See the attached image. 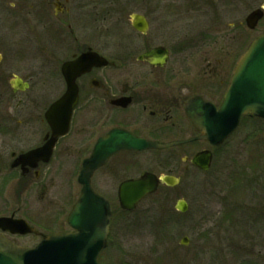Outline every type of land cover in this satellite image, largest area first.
Segmentation results:
<instances>
[{"label": "flooded vegetation", "instance_id": "obj_1", "mask_svg": "<svg viewBox=\"0 0 264 264\" xmlns=\"http://www.w3.org/2000/svg\"><path fill=\"white\" fill-rule=\"evenodd\" d=\"M194 1L183 0V3L190 7ZM237 1L232 0L234 16L237 15ZM118 4L117 0H0V173L5 174L2 187L16 180L29 181L23 193L34 190V194H39L38 200H42L41 194L48 188L43 183L46 173L59 159L58 154L63 153L60 160H65L67 165L73 161L79 164L75 158L79 157V139L88 136L86 143L91 144V151L96 141L112 129H121L152 142L194 140L162 150L114 153L90 178L92 189L101 195L113 188L107 181L100 180L104 169H108L115 180L119 177L116 192L123 180L137 177L143 171L154 172V166L145 167L141 154L149 156L177 149L184 172L201 171L191 165L190 159L197 151L208 149L210 144L187 117L185 106L192 98H201L217 106L224 93L223 77L229 78L236 59L203 58L201 62H193L188 58L187 47L205 45L206 40L195 44L192 35L177 46L164 45L157 41L155 32L149 34L148 18L142 13L148 21V29L139 32L132 27L135 36L141 38V46L132 42L116 46L117 43L111 41L109 22H105L112 11H122ZM205 5L218 14L224 12L223 0H207ZM83 22L86 25H81ZM240 24L238 19L232 21L226 30L234 27L238 30ZM202 38L204 40L203 35ZM232 42L236 43L234 39ZM89 48L106 58L108 64L90 68L74 78L76 97L72 98V110L66 122L63 102H60L67 88L62 65ZM157 48L162 50L154 53V57H144ZM172 50L185 57L171 64ZM116 70L119 73L113 72ZM193 110L201 113L205 108L197 103ZM69 139L72 146L63 151L61 144ZM149 161V165L156 163L155 159ZM179 169L181 166L173 165L164 172L174 173ZM97 183H104L105 189L97 188ZM69 193V190L64 191L66 196ZM30 209L25 211L28 216ZM111 209L104 246L97 255L98 264H110V258L121 252L113 245L125 242L126 225L116 226V209L112 204ZM0 216L28 220L24 214L17 216L15 210ZM59 220L52 227L41 226V232H80L79 228L69 226L67 215L63 221L60 217ZM0 231L16 244H20L21 237L32 236L12 234L1 228Z\"/></svg>", "mask_w": 264, "mask_h": 264}, {"label": "rangeland", "instance_id": "obj_2", "mask_svg": "<svg viewBox=\"0 0 264 264\" xmlns=\"http://www.w3.org/2000/svg\"><path fill=\"white\" fill-rule=\"evenodd\" d=\"M117 1L122 11H112L105 22L111 27L113 44L132 42L141 46V38L135 36L129 21V15L138 12L147 15L149 34L155 32L157 41L164 45L177 46L192 35L195 44L206 40L205 45L187 47L188 58L193 62H201L203 58L234 60L248 41L264 30V17L254 30L241 23L264 0H238L236 16L231 12L232 0H223L224 12L220 14L205 5L207 0H196L190 7H186L183 0ZM237 19L241 23L239 29L226 30V26ZM223 32L224 38H221ZM179 57L184 58L185 54L178 55L172 50L171 64ZM113 72L119 73L118 70ZM223 78L225 88L228 77ZM87 139L88 136L79 139V157L74 156L79 164L73 161L67 165L65 160H60L63 153L58 154L59 159L46 173L43 183L48 188L41 194L40 201L34 190L23 193L29 181L16 180L2 187L5 174L0 173V215H9L15 210L17 216L26 215L28 223L40 231L41 226L57 225L59 217L63 221L79 193L77 170L91 148ZM69 146H72L71 139L61 144L63 151ZM213 151L207 171L190 169V173L182 170L176 149L149 156L141 154L145 167L154 166L155 173H162L173 165L181 166L174 172L180 182L174 188L160 187L130 211H122L117 206L119 177L115 180L109 170L103 168L100 180L107 181L113 188L101 193L116 209V226L126 225L125 242L113 245L121 252L110 258V264H264V120L242 117L236 130ZM150 159H155L156 163L149 165ZM99 185L97 183L96 187L105 189L104 183ZM65 190L70 192L67 196ZM179 199L187 203L184 212L174 208ZM26 209H30L29 216L25 214ZM183 237L188 238L187 244L181 243ZM38 240L32 235L21 237L19 242L32 246Z\"/></svg>", "mask_w": 264, "mask_h": 264}, {"label": "water", "instance_id": "obj_3", "mask_svg": "<svg viewBox=\"0 0 264 264\" xmlns=\"http://www.w3.org/2000/svg\"><path fill=\"white\" fill-rule=\"evenodd\" d=\"M262 14L260 8L251 11L245 19L247 26L253 28ZM133 17L141 19L138 15ZM133 24L138 28L136 21ZM140 24L146 25L143 20ZM206 106V111L199 118V126L206 134V138L214 145L221 143L235 129L241 115L251 114L264 118V32L251 41L239 59L219 108L216 109L209 103ZM188 115L196 119L189 111ZM110 136H114L117 141L109 143L104 142V138L101 139L96 144L91 157L84 160L79 175V181L83 184L81 195L68 216L70 224L74 226L75 221H72L80 218V228L85 227L83 237L72 233H57L44 236L35 248H22L13 245L0 235V264H79L82 251L99 250L96 238L101 241L104 239L110 208L107 202L95 195L89 186L92 171L117 150L165 146V144L130 138L120 131H115ZM170 144L174 143L167 145ZM193 163L206 169L209 166V155H199L193 159ZM162 179L168 184L177 182L173 177ZM157 183V178L149 174L124 182L119 191L122 207L132 208L146 194L153 192ZM185 206L184 201L180 200L176 208L183 211ZM8 225L12 232L33 231L21 220Z\"/></svg>", "mask_w": 264, "mask_h": 264}]
</instances>
